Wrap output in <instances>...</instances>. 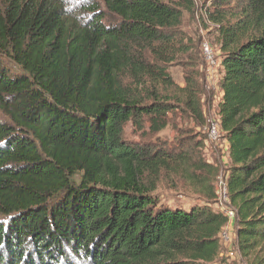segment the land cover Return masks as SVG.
<instances>
[{"label": "trees", "instance_id": "16d2710c", "mask_svg": "<svg viewBox=\"0 0 264 264\" xmlns=\"http://www.w3.org/2000/svg\"><path fill=\"white\" fill-rule=\"evenodd\" d=\"M199 17L220 45L225 200L248 256L264 249V0H209ZM181 24L165 0H0V264L214 262L229 219L207 205L213 168L125 138L162 131L179 108L205 123L196 83L178 88L167 70ZM145 79L178 94L146 103L131 90ZM162 173L206 202L159 197Z\"/></svg>", "mask_w": 264, "mask_h": 264}, {"label": "rangeland", "instance_id": "374dc122", "mask_svg": "<svg viewBox=\"0 0 264 264\" xmlns=\"http://www.w3.org/2000/svg\"><path fill=\"white\" fill-rule=\"evenodd\" d=\"M168 4L175 6L182 11L181 37L183 40V54L179 55L173 63L168 66V73L175 86L181 88L186 80L190 78L201 91L202 109L205 116V123L197 124L193 118L179 108L169 114L168 125L158 133H152L145 124L142 128L127 126L125 138L127 141L152 142L153 144L177 145L179 144L184 152L193 160H201L211 166L214 170L212 175V187L217 193L214 200L207 205L213 211L223 213L229 212V204L222 193L227 169L229 166L226 154L228 146L220 139L217 143L206 142V128L209 122L217 120L215 117L217 102L220 97L218 84L208 80L206 64L202 55V45L207 44L215 54L217 61L220 56V45L216 29L200 18V9L209 0H190V12L183 11V0H165ZM218 66V65H217ZM215 67V75L219 72ZM218 76V75H216ZM129 84V83H127ZM176 87V88H177ZM131 90L140 96L147 103L151 93L158 96L174 98L178 92L173 87H166L152 80H143L140 86H132ZM179 146V147H180ZM220 148H219V147ZM188 182L173 175L161 174L155 194L166 200H174L178 205L187 207V204L206 202L205 197L193 191ZM211 264H264V249L259 253H252L248 256L241 255L238 251L235 237L234 220L229 219L228 224L223 228L219 236V254Z\"/></svg>", "mask_w": 264, "mask_h": 264}, {"label": "built area", "instance_id": "2783aa9c", "mask_svg": "<svg viewBox=\"0 0 264 264\" xmlns=\"http://www.w3.org/2000/svg\"><path fill=\"white\" fill-rule=\"evenodd\" d=\"M202 55L206 64V73H207V78L208 80L212 81L214 84L219 83V77L215 75V67L218 65V59L217 61L215 60V54H213V50L207 45L204 44L202 45ZM218 67V66H217ZM215 113V117H216ZM217 119V118H216ZM206 135H207V140L206 142L210 143H217L219 141V126H218V121L213 120L212 122H209V125L206 128ZM222 193L224 194L226 198V188L225 185L222 187ZM228 219L234 220V214L233 212L229 211L226 213Z\"/></svg>", "mask_w": 264, "mask_h": 264}, {"label": "crops", "instance_id": "0c3cea01", "mask_svg": "<svg viewBox=\"0 0 264 264\" xmlns=\"http://www.w3.org/2000/svg\"><path fill=\"white\" fill-rule=\"evenodd\" d=\"M220 90V89H219ZM220 92V96L222 95V93H221V90L219 91Z\"/></svg>", "mask_w": 264, "mask_h": 264}]
</instances>
